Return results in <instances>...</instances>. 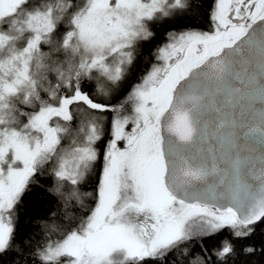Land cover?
<instances>
[{"label":"snow or ice","instance_id":"6c2138e0","mask_svg":"<svg viewBox=\"0 0 264 264\" xmlns=\"http://www.w3.org/2000/svg\"><path fill=\"white\" fill-rule=\"evenodd\" d=\"M258 251L264 0H0V264Z\"/></svg>","mask_w":264,"mask_h":264},{"label":"trees","instance_id":"16d2710c","mask_svg":"<svg viewBox=\"0 0 264 264\" xmlns=\"http://www.w3.org/2000/svg\"><path fill=\"white\" fill-rule=\"evenodd\" d=\"M158 33L159 34L157 35V37L153 41H151L150 43L144 44L142 46L143 55L140 57V59L138 61V66H137V68L135 70V74L129 79L128 83L125 86V89L121 93V96L126 94L127 90L130 88V85L132 83H135L136 81H138V79L145 73V71L149 67V62L152 59V57L149 54L153 53L155 51V47L157 45L162 44V43L165 42L164 29H159ZM112 102L115 103L116 101L114 100ZM102 144H103V142L99 145L100 148L102 147ZM94 188H95V182L87 185L82 190L83 191H93ZM39 195H42V193H40ZM37 198H38V194L34 192L29 197V202L30 203H34ZM224 234L227 235V231H225ZM261 239L262 238H261L260 234L258 233L253 242L255 244L259 245L261 243ZM215 242H216L215 240H211V241H209V244L211 245V244H213ZM198 252H199V247H194L192 255L194 256ZM180 259H181V264H184V258L181 257ZM241 259L242 260L243 259H248L250 261V264H264V255L259 254V251H258L257 255H255V256H252L250 258L242 257Z\"/></svg>","mask_w":264,"mask_h":264},{"label":"flooded vegetation","instance_id":"af4514ba","mask_svg":"<svg viewBox=\"0 0 264 264\" xmlns=\"http://www.w3.org/2000/svg\"><path fill=\"white\" fill-rule=\"evenodd\" d=\"M154 62V61H153ZM148 69V68H147ZM106 140H107V137L105 138V140L103 141V144L104 143H106ZM103 144H102V147L100 148L101 149V151L103 150ZM100 164H102V159H101V161H98V167H97V171H96V176H98L99 175V165ZM94 190V189H93Z\"/></svg>","mask_w":264,"mask_h":264}]
</instances>
